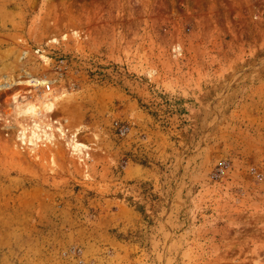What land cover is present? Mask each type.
<instances>
[{
    "label": "rangeland",
    "instance_id": "374dc122",
    "mask_svg": "<svg viewBox=\"0 0 264 264\" xmlns=\"http://www.w3.org/2000/svg\"><path fill=\"white\" fill-rule=\"evenodd\" d=\"M0 264H264V0H0Z\"/></svg>",
    "mask_w": 264,
    "mask_h": 264
},
{
    "label": "bare ground",
    "instance_id": "6f19581e",
    "mask_svg": "<svg viewBox=\"0 0 264 264\" xmlns=\"http://www.w3.org/2000/svg\"><path fill=\"white\" fill-rule=\"evenodd\" d=\"M47 89H49V88H47ZM15 98L18 99L17 97H15ZM21 98H23V100H25L24 96H22ZM16 102H18V101H16ZM24 105H25L24 108H23V106L18 105V110H20L21 112H25V110H27V112L28 111L30 112V110H32L33 112H37V113L39 111V114H41V113H44L46 108H47V103L46 102H42L40 105H35L32 102H26Z\"/></svg>",
    "mask_w": 264,
    "mask_h": 264
}]
</instances>
